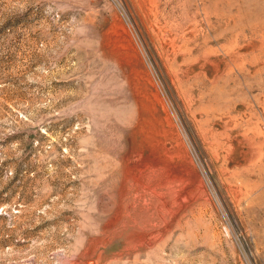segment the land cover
Wrapping results in <instances>:
<instances>
[{"label": "rangeland", "instance_id": "374dc122", "mask_svg": "<svg viewBox=\"0 0 264 264\" xmlns=\"http://www.w3.org/2000/svg\"><path fill=\"white\" fill-rule=\"evenodd\" d=\"M0 264H264V0H0Z\"/></svg>", "mask_w": 264, "mask_h": 264}]
</instances>
